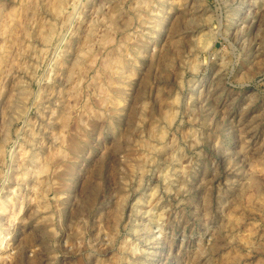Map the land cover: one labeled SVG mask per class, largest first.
<instances>
[{"label": "rangeland", "instance_id": "obj_1", "mask_svg": "<svg viewBox=\"0 0 264 264\" xmlns=\"http://www.w3.org/2000/svg\"><path fill=\"white\" fill-rule=\"evenodd\" d=\"M1 203L0 264H264V0H0Z\"/></svg>", "mask_w": 264, "mask_h": 264}, {"label": "bare ground", "instance_id": "obj_2", "mask_svg": "<svg viewBox=\"0 0 264 264\" xmlns=\"http://www.w3.org/2000/svg\"><path fill=\"white\" fill-rule=\"evenodd\" d=\"M62 1H63V0H62ZM57 2H58V0H57ZM65 2H66V1H65ZM65 2H64V3H65ZM54 3H55V2H54ZM50 4H51V3H50ZM55 4H56V3H55ZM55 4H54V5H55ZM58 4H60V2H59ZM52 5H53V4H52ZM65 5H66V4H65ZM65 5H64V6H65ZM53 9H54V8H53ZM53 9H52V11H54ZM49 10H50V9H49ZM50 12H51V11H50ZM61 12H62V4H61V7H60V6L55 7V12H54V13H56V14L58 15V14H61ZM12 14H13V13H11V15H12ZM63 15H64V14H63ZM39 23H40V22H39ZM37 25H38V24H37ZM48 30H49V29H48ZM52 31H53V28L51 27L49 33H47V34L45 35V37H44V36H43V37L50 41L51 38H52L51 35L53 36ZM55 32H56V31H55ZM45 33H46V32H45ZM55 34H56V33H55ZM50 37H51V38H50ZM46 42H48V41H46ZM106 59H107V58H106ZM106 59H105V60H106ZM112 59H114V58H112ZM108 60H109V59H108ZM116 60H117V59H116ZM116 60H115V61H116ZM111 61H112V60H111ZM111 61H110V62H111ZM110 62H109V63H110ZM113 65H114V64H113ZM106 67H107V66H106ZM115 67H116V66H115ZM103 69H105V68H103ZM110 69H112L111 66H110ZM114 70H115V69H114ZM114 70H111V71H114ZM108 71H110V70H108ZM169 114H170V113H169ZM172 115H174V114H172ZM170 116H171V115H170ZM169 120H170V118H169ZM169 120H168V122L171 123ZM162 131H163V130H162ZM164 134H165V133H164ZM164 136H165V135H164ZM164 136H163V137H164ZM160 137H161V135H160ZM161 138H162V137H161ZM148 144H149V143H148ZM147 146H148V145H147ZM34 159H36V158H34ZM33 163H34V162H33ZM46 164H47V163H46ZM48 164H49V162H48ZM38 166H39V165H38ZM43 166H44V165H43ZM43 166H42V167H43ZM47 166H48V165H45V167L43 168V170H46V169H47ZM36 168H37V167H36ZM39 168H40V167H39ZM43 170H42V171H43ZM39 171H40V169H39ZM40 172H41V171H40ZM43 172H44V171H43ZM38 173H39V172H38ZM44 173H45V172H44ZM38 175H41V174H38ZM42 178H43V177H42ZM37 180H38V179H37ZM40 180H41V179H40ZM42 181H44V180H42ZM39 182H40V181H39ZM36 183H37V182H36ZM42 183H43V182H42ZM38 185H39V184H38ZM43 186H44V184H43ZM36 187H37V185H36ZM40 187H41V189H44V188H42V185H41ZM37 189H38V187H37ZM39 191H40V190H39ZM45 191H46V189H45ZM36 192H37V191H36ZM42 193H43V192H42ZM43 194H44V193H43ZM44 196H46V195H44ZM38 197H39V196H38ZM4 200H6V199H4ZM1 201H2V200H1ZM6 201H7V200H6ZM10 201H12V200H10ZM10 201H9V202H10ZM37 201H38V199H37ZM7 202H8V201H7ZM42 202H43V201H42ZM46 203H47V202H46ZM1 204H2V203H1ZM1 204H0V205H1ZM3 204H4V202H3ZM3 204H2V206L0 207V211H2V212L5 211V208H4L5 205L3 206ZM8 204H10V203H8ZM6 206H7V203H6ZM8 208H9V207H8ZM40 209H41V208H40ZM11 218H12V217H11Z\"/></svg>", "mask_w": 264, "mask_h": 264}]
</instances>
